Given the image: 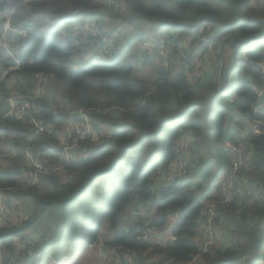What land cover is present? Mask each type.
Instances as JSON below:
<instances>
[{
	"label": "trees",
	"instance_id": "obj_1",
	"mask_svg": "<svg viewBox=\"0 0 264 264\" xmlns=\"http://www.w3.org/2000/svg\"><path fill=\"white\" fill-rule=\"evenodd\" d=\"M21 1L0 0V10ZM118 1L120 11L109 15L106 0H31L17 9L13 29L24 27L29 36L17 39L18 70L0 81V144L13 137L14 151L4 162L0 158V190H6L9 208L16 210V216L28 212L30 217L22 219L19 226H0V264H52L50 260L63 264L65 258L80 251L70 260L78 264L86 248L101 241L104 248L133 255V264H264L263 136L252 138L237 175V186L248 189L252 185L258 196L253 202L235 196L228 205L223 218L230 212L240 223L234 232L236 240L224 250L212 246L201 251L200 201L208 199V190L203 192V185L193 180L196 170L169 185L154 182L157 170L170 169L177 144L186 134L193 136L201 161L208 165L203 176L215 182L230 165L225 143H237L244 120L264 124V94L258 97L255 92L263 87L264 75L251 65L264 59V43L255 45L264 38V0L253 4L251 0ZM77 9H82L81 14L110 16L114 27L130 32V39L138 42L156 41L166 31L180 40L205 25L217 38H225L233 50L236 74L231 95L235 103L230 106L227 95L216 93L211 84L196 92L184 71L171 66L157 67L153 82L136 77L124 57L110 64L91 60L73 70L74 39H60L58 31L77 23L78 18L72 16ZM44 20L52 26L47 31H43ZM13 66L0 50V76ZM40 78H49L50 85L60 90L63 108H53L43 93L49 94L48 87L44 88ZM9 85L16 88L18 96L32 102L22 119L8 115ZM35 87L41 95H36ZM67 105L75 111L95 109L100 114L93 113V118L112 133L98 142L79 144L87 156L63 164L68 176L65 182L57 175L41 177L51 187L43 195L30 184L32 169L25 162V152L39 154L50 164L59 160L54 128H60L69 116ZM229 111L241 118L228 124ZM31 119L47 129L36 134ZM100 179L103 181L98 182ZM23 196L31 204L27 211L17 205L18 201L25 203ZM128 206L132 212L141 206L155 208L153 223L158 229L166 226L169 216L178 215L170 230L175 240L157 245L138 241L141 220L134 214L122 216ZM32 232L39 239L33 249L37 259L17 246L18 240H28ZM143 252L149 254L138 257Z\"/></svg>",
	"mask_w": 264,
	"mask_h": 264
},
{
	"label": "built area",
	"instance_id": "obj_2",
	"mask_svg": "<svg viewBox=\"0 0 264 264\" xmlns=\"http://www.w3.org/2000/svg\"><path fill=\"white\" fill-rule=\"evenodd\" d=\"M31 0H22L16 6L0 10V50L3 51L7 57L14 64L13 67L5 70L1 76L0 81L8 76L12 71L19 68V52L17 51V39H27L29 31L26 28L13 29L14 17L17 9L24 6ZM104 0H95V3H103ZM255 0H251L252 4ZM105 4L111 11L117 13L120 11V3L118 0H106ZM82 9H77L72 16L77 19L74 25H67L58 32L60 39L71 37L74 39L73 46L75 52L83 61H95L98 63L110 64L114 63L118 58L124 57L132 50L135 51L136 60L142 63L146 58L158 59L161 65L165 68L170 67L171 61H176L178 69H182L187 77L188 82L193 86L202 82L204 77V67L211 68L214 74V88L216 93L227 95V102L231 106L235 103L234 95H231L230 85L232 78L236 74V66L228 71L227 61L229 53L232 50L229 42L225 39L217 38L214 32H211L205 25L198 26L188 36L178 39V36L173 32L166 31L161 37L156 40H147L144 42L130 41L129 36L120 32L119 30L110 28L102 21V17L81 14ZM79 16V17H78ZM129 37V38H128ZM264 43V38L256 42L255 45ZM17 55V56H16ZM246 61V58L243 59ZM261 70L264 75V59L258 63H251ZM41 83L43 81L39 79ZM37 88L36 95H41ZM9 97L7 103L10 106L8 115L14 116L15 119H22L28 115L32 108L31 100L17 95V90L14 86L9 85L7 88ZM258 97L264 94V85L262 88H255ZM143 104V103H142ZM69 116L65 123L61 125V132H58L57 145L59 146L58 161L52 164L42 159L39 154H32L30 150L25 152V162L32 169L31 186L36 185L45 176L53 174H60L63 172V164L71 161L83 160L87 156V150L80 147L81 142L89 140L92 143L106 139L112 133L111 130L95 118H90L93 113L99 112L95 109H78L70 110ZM235 111H229L227 120H238L239 114ZM76 115V117H74ZM87 115L89 119L87 118ZM36 129V134L43 133L47 128L42 124L37 123L31 119ZM64 127V128H63ZM50 128V127H48ZM55 129V128H54ZM58 130V128H57ZM94 135H98L95 138ZM254 136L264 137V124L261 121H245L240 131V138L237 139L236 144L226 143L225 146L231 155L230 166L225 174L218 178L215 184L219 187L221 197L217 200L208 201L206 198L200 201V228L202 230L201 236V251L206 252L212 246H215L214 239V220L217 217H223L227 213V207L236 196L238 200H246L247 198L254 201L256 198L249 185L248 189H240L237 186V175L242 170L245 164V152L248 144ZM82 150V151H81ZM13 152V137L4 142V146L0 147L1 162ZM201 158L199 152L196 151L193 141L182 136L176 148V157L168 170H157L155 183L156 185H169L175 178L185 177L191 168V163L196 162ZM155 186V185H154ZM6 190H0V226L7 223L11 218L9 215V203ZM254 195V196H253ZM8 209V213H7ZM135 216L141 220L140 226L136 231L137 240L146 244H154L158 239L171 241L175 240L171 236L170 231H159L154 225V220L157 215L155 208L139 207L134 210ZM7 218V220H6ZM6 220V222H5ZM21 243V245H20ZM29 245V246H28ZM33 246L30 241L22 242L18 240L17 246L25 250V253L30 256L32 254L36 259L39 257L33 253ZM94 246V245H92ZM89 245L86 249L92 248ZM99 255L103 264H119L123 261L125 264H133V255L129 253H120L118 248H106L98 246ZM86 251V250H85ZM80 253L76 252L73 256L66 259H73ZM52 264H56L50 260Z\"/></svg>",
	"mask_w": 264,
	"mask_h": 264
},
{
	"label": "rangeland",
	"instance_id": "obj_3",
	"mask_svg": "<svg viewBox=\"0 0 264 264\" xmlns=\"http://www.w3.org/2000/svg\"><path fill=\"white\" fill-rule=\"evenodd\" d=\"M106 11L108 12V15L111 12L113 14H117V13L111 11V9H108L107 7H106ZM100 17H102V21L104 22L105 25H109L110 28L119 30L120 32L124 33L118 27H114L112 25V21L109 19L110 16L108 17L107 15H103V16L101 15ZM71 19H72V16H71ZM42 26H43V31H47V30H49L52 27V26H49V23H47L46 20H44ZM129 33L127 34L125 32L124 34L130 35ZM147 60H148L147 64L145 66H141L142 64L138 63V61L136 60L135 51L132 50L129 54H127L124 57L123 62L124 63H128L131 66H133V71H134L133 73H134V75L136 77L145 79L148 82H153L155 80V78H156V73H155L156 68L157 67H160L162 65H161V63H160V61L158 59H151V58H149ZM70 63H71V68L73 70H76V69H79V68L84 67L86 65V63H88V62L87 61H83L80 58H78V55L75 53V55L71 59V62ZM173 64H174V62L171 61L170 62V66H173ZM40 79L43 81L44 88L48 87L47 90H49V94H46L45 92H43V93L45 95H48L49 96V98L51 99L50 104L53 106V108L54 109H57V110H60V108H63L64 105H65V101H64V99L62 97H60V90L58 88H56V87L53 88L50 85V79L49 78H40ZM233 84H234V78H232V82H231V85H230V90H233ZM25 88L27 89V86H25ZM35 89H36V87L33 89V91ZM44 98H46V96ZM92 117L93 116L90 115V118H92ZM87 118L89 119L88 115H87ZM61 130H62V128L60 127V128H58L57 132L60 133ZM94 137L95 138H98V135H94ZM2 146H4V143L3 142L0 144V147H2ZM55 149L58 151L59 150V146L57 145L55 147ZM206 169H208V165H207V163L202 162L201 161V158L198 161L191 163L190 171L196 170V173H197V174H195V176H193V180H195V182L201 183L203 185V188H204V184H205L204 179L206 178V177L203 176V172ZM53 175L54 176H56V175L58 176V174H53ZM50 176H52V175H50ZM67 178H68V176H67ZM102 181H103V179H100L98 182H102ZM33 186H35V184ZM38 186H37L38 187L37 188L38 189V192L40 194H43V195H46L51 190V187L49 185H47L46 183L42 182V181H40V184ZM23 200L25 201V203H21L20 204V202L18 201L17 205L19 206V208H23V209H25V211H27V205H29V206L31 205L30 202H29V198H27L26 196H23ZM132 210H133V208L130 207V206H128L125 209V211L123 212L122 216H128L130 214H134L135 215L134 211L132 212ZM15 212H16V210H14L13 208H9V215L15 216ZM7 213H8V209H7ZM28 216L30 217V213H28V212H26V213L23 212V216H22V214H20V216H15L16 217V219H15L16 220V222H15L16 226H19L21 224V220H22L23 217L26 218ZM177 219H178V215H171V216H169V220L166 223V226L163 227V228H160L159 231H170L172 229V227H174ZM6 220H7V218H6ZM6 220H5V222H6ZM15 220L12 219L13 222ZM27 237H28V241H30V245L31 246H33V243L37 242V240L39 241V239H36L37 238V234L34 233V232L29 233L27 235ZM155 243H158V244L165 243V240H162V239H161V241L160 240H157ZM20 245H21V243H20ZM100 245L103 246L102 241L101 242H97L96 244H94V246H92V248L90 250H87L86 249V251H84L83 254L80 256L79 263L78 264H103L102 259L98 257V255L100 253L98 246H100ZM104 249H106V248H104ZM147 254H149V253L148 252H143V253L139 254L138 257L139 256H143L144 257ZM65 261H66V263H63V264H72L70 262V259H66ZM170 264H176V263L171 262Z\"/></svg>",
	"mask_w": 264,
	"mask_h": 264
},
{
	"label": "crops",
	"instance_id": "obj_4",
	"mask_svg": "<svg viewBox=\"0 0 264 264\" xmlns=\"http://www.w3.org/2000/svg\"><path fill=\"white\" fill-rule=\"evenodd\" d=\"M129 40L132 41L130 38H129ZM147 59L148 58H146L142 63L139 62L140 64H142L141 66H145L147 64V62H148ZM173 62H174V64L171 67H172L173 70H176L177 71V69L179 68L178 67V64L174 60H173ZM227 66H229V68H227L228 71L232 70V68L235 66V64H234V57H233V50H231L230 53H229V59L227 61ZM206 84H211L213 87L215 85V82H214V74H213L211 68H209L208 66H205L204 67V77H203L202 82L193 85L194 86L193 88H194V90L196 92H198L201 89V87L203 85H206ZM228 124H232V122L229 120L228 121ZM54 130L57 132V128H55ZM190 135L186 134V135H183V136H185L187 139H189V140L192 141V138L191 137H193V136L190 137ZM239 138H240V133L236 135V140L239 139ZM226 143H228V142H226ZM230 159H231V155H230ZM230 159H229V161H230ZM213 165L214 164H212V166ZM226 171H224L223 173H221L216 178V180L218 178L222 177L225 174ZM212 172L215 175L217 173V169L214 166H213ZM58 176H59V178L61 179L62 182H65V180L67 179V176L63 172H61L60 174H58ZM216 180H215V182H216ZM40 181L36 184V186H38L40 184ZM204 182H205V184H204L203 192L206 191V190H208V199L207 200L208 201H211V200H217V199H219L221 197V193H220L219 187L215 184V182L212 181V180H210V178L209 179H206L205 178L204 179ZM250 189L254 193L255 197H257L258 195L255 192V190L252 189L251 187H250ZM7 197H8V194H7ZM15 216H16V213H15ZM15 216L12 215L11 218L7 221V224H11V225H15L16 226V224H15L16 217ZM26 218L23 217L22 219L24 220ZM217 218L219 220L216 223H214V227H213L214 239H215V243H216L215 244V247H217V249L224 250V249L228 248L236 240V237L237 236L234 234V232H235L236 226L240 223V220L238 219V217L236 215H232L230 212H228V214H227V216L225 218H223V217H217ZM12 219H14L15 221L13 222ZM160 241H161V239H160ZM200 241H201V239H200ZM157 244L158 243H154V245H157Z\"/></svg>",
	"mask_w": 264,
	"mask_h": 264
}]
</instances>
